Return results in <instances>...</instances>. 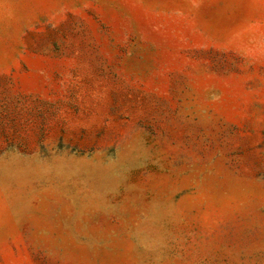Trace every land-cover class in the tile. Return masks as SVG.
<instances>
[{
    "label": "rangeland",
    "instance_id": "1",
    "mask_svg": "<svg viewBox=\"0 0 264 264\" xmlns=\"http://www.w3.org/2000/svg\"><path fill=\"white\" fill-rule=\"evenodd\" d=\"M0 264H264V0H0Z\"/></svg>",
    "mask_w": 264,
    "mask_h": 264
}]
</instances>
